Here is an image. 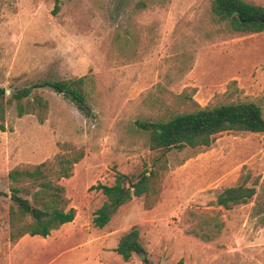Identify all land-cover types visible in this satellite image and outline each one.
I'll use <instances>...</instances> for the list:
<instances>
[{
	"label": "rangeland",
	"instance_id": "obj_1",
	"mask_svg": "<svg viewBox=\"0 0 264 264\" xmlns=\"http://www.w3.org/2000/svg\"><path fill=\"white\" fill-rule=\"evenodd\" d=\"M58 1L51 14L53 0H0V88L9 100L0 132V264H264V134L226 132L207 148L162 153L135 126L238 102L256 104L264 119V32L231 31L211 13L212 0ZM80 77L89 117L46 87L32 89L17 116V90ZM40 163L51 181L69 169L56 183L73 220L44 240L10 242L9 231L30 221L15 213L10 190L29 199L34 186L7 173ZM142 171L153 172L155 192L94 228L104 198L91 187L111 184L114 172ZM241 182L254 187L246 204H215ZM133 225L144 257L123 262L113 249Z\"/></svg>",
	"mask_w": 264,
	"mask_h": 264
},
{
	"label": "trees",
	"instance_id": "obj_2",
	"mask_svg": "<svg viewBox=\"0 0 264 264\" xmlns=\"http://www.w3.org/2000/svg\"><path fill=\"white\" fill-rule=\"evenodd\" d=\"M58 2V0H53L51 14H55L58 10ZM210 11L218 20L226 22L233 32L247 34L264 32V6L253 5L242 0H212ZM82 81L83 77H80L60 82H44L17 90L11 96L15 101L17 116L24 113L20 101L28 97L32 89L46 87L64 96L79 113L89 117L91 112L80 90ZM8 104L9 100H5V92L0 88V132L5 131L3 122ZM135 126L148 134L149 150L162 153L185 147L207 148L216 135L226 132L264 134V119L260 108L250 102L229 103L213 108L197 107L192 112L174 115L166 121L135 122ZM58 164L62 166L68 162L60 159ZM45 165V163H40L33 166L32 170L14 169L7 173L8 180L14 183L27 179L34 186V190L28 196L29 199L22 196L21 188L14 187L10 190V200L15 213L30 220L27 224H22L16 232L9 231L10 242L24 235L44 238L49 235L50 231L71 222L74 217V210L66 208L67 200L64 198L63 188L56 183L57 179L69 176V169H61L59 176L51 181L44 175ZM152 176L153 172L146 174L144 171L136 176L114 172L111 185L92 186L91 189L98 191L104 198L101 205L92 213V226L97 229L103 228L117 209L129 202L132 197L139 198L155 192L150 182ZM253 195L254 187L245 186V183L241 182L236 186L221 190L215 197V204L224 210H229L233 206L246 204ZM13 214V210H10L9 216ZM113 252L123 262L129 261L132 255L144 254L137 226L130 227L120 235ZM143 262L146 263V260L143 259ZM176 264H181V261L178 260Z\"/></svg>",
	"mask_w": 264,
	"mask_h": 264
},
{
	"label": "crops",
	"instance_id": "obj_3",
	"mask_svg": "<svg viewBox=\"0 0 264 264\" xmlns=\"http://www.w3.org/2000/svg\"><path fill=\"white\" fill-rule=\"evenodd\" d=\"M112 182H113V181H112ZM111 184H112V183H111ZM111 184H109V185H111ZM109 185H106V186H109ZM101 196H102V195H101ZM102 197H103V196H102ZM132 198H135V197H132ZM132 198H131V199H132ZM103 201H104V200H103ZM100 205H101V204H100ZM124 205H125V204H124ZM124 205H123V206H124ZM67 207H68V206H67ZM121 207H122V206H121ZM121 207H119V208L117 209V211H118ZM69 208H70V207H69ZM96 209H97V208H96ZM96 209H95V210H96ZM117 211H116V212H117ZM116 212H115V214H116ZM115 214H114V215H115ZM114 215H113V216H114ZM113 216H112V217H113ZM112 217H111V218H112ZM111 218H110V219H111ZM72 220H73V219H72ZM71 222H72V221H71ZM71 222H69V223H65V224L61 225L58 229L50 231L49 235H47V236L44 237V238H41V237L36 236V235H35V236H32L31 238H38V239L44 240V239L48 238L50 235H52V234H57V233H59L60 230H61L62 228L67 227L68 225L71 224ZM133 226H136V225H133ZM131 227H132V226H131ZM24 236H28V235H24ZM22 237H23V236H22ZM28 237H30V236H28ZM20 238H21V237H20Z\"/></svg>",
	"mask_w": 264,
	"mask_h": 264
},
{
	"label": "water",
	"instance_id": "obj_4",
	"mask_svg": "<svg viewBox=\"0 0 264 264\" xmlns=\"http://www.w3.org/2000/svg\"><path fill=\"white\" fill-rule=\"evenodd\" d=\"M136 256H137V258H143L144 254L138 253Z\"/></svg>",
	"mask_w": 264,
	"mask_h": 264
}]
</instances>
